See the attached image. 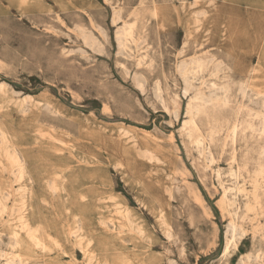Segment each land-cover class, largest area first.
I'll list each match as a JSON object with an SVG mask.
<instances>
[{
  "label": "rangeland",
  "instance_id": "374dc122",
  "mask_svg": "<svg viewBox=\"0 0 264 264\" xmlns=\"http://www.w3.org/2000/svg\"><path fill=\"white\" fill-rule=\"evenodd\" d=\"M154 1L162 25L152 0H0L1 264H264V97L238 88L255 67L264 87V0ZM203 4L210 18L189 19V39ZM134 20L138 40L120 48ZM212 86L221 105L196 99L209 107L189 115Z\"/></svg>",
  "mask_w": 264,
  "mask_h": 264
},
{
  "label": "bare ground",
  "instance_id": "6f19581e",
  "mask_svg": "<svg viewBox=\"0 0 264 264\" xmlns=\"http://www.w3.org/2000/svg\"><path fill=\"white\" fill-rule=\"evenodd\" d=\"M139 2H140V0H139ZM152 3H153V5H152V7H151V9H152V15L154 16V17H156V23H158L159 24V20H158V14H159V7L156 5V2L154 1V0H152ZM214 3V2H213ZM141 4H143V3H141ZM136 8V7H135ZM116 10V11H115ZM121 10V9H120ZM133 10H136V9H134L133 8ZM179 10H181V9H177V8H175V11H179ZM121 12V11H120ZM119 11H117V9H114L113 10V22H117L118 20L120 21V19H121V15L119 14L120 13ZM132 12V11H131ZM135 12V11H134ZM182 12V11H181ZM133 13V12H132ZM131 13V15H133ZM137 13V12H136ZM208 14H210V13H208V10H207V4H203V5H200L199 6V8L197 9V10H193L192 12H190V16L188 17V19H187V23H186V34H187V38H189V39H191V29L189 28V26H188V22H189V19L192 21V23L193 24H195V25H197V28L198 27H200V26H202V25H204L205 24V22H207L208 20H209V18H210V15H208ZM135 19V18H134ZM138 20V19H137ZM124 21V20H123ZM122 21V22H123ZM135 21L136 20H134L133 21V23H131V24H128L127 22H123L118 28H117V30H116V33H115V38H116V41H117V45L120 47V48H123L124 49V47L126 46L127 47V41L128 40H130V41H132L133 43L134 42H137V40H138V37L136 38V36H135V34H133V32H134V24H135ZM162 23V22H161ZM159 24V25H162V24ZM225 25V24H224ZM139 34V33H138ZM224 34V33H223ZM137 36H139V35H137ZM83 37L86 39V38H88V36L86 35V34H83ZM145 39V40H144ZM143 40H144V42L146 41V38H144ZM141 40V39H140ZM143 42V41H142ZM186 42L187 41H185L184 43L186 44ZM140 43V42H139ZM137 44V43H136ZM188 44V43H187ZM186 44V45H187ZM185 45V46H186ZM118 47V48H119ZM214 58V57H213ZM212 59V58H211ZM216 59V58H215ZM215 61V60H214ZM220 61V60H219ZM215 64H217L216 63V61L214 62ZM213 63V64H214ZM219 63V62H218ZM222 63V62H221ZM223 64V63H222ZM218 65V64H217ZM225 65V64H224ZM223 65V66H224ZM197 66L199 67V63H197ZM219 66V65H218ZM179 67H180V69L182 70V73H184L183 71H188L187 72V74H188V76H189V72H190V70H188L187 68V65H186V63H180L179 64ZM215 67H216V65H215ZM220 67V66H219ZM218 68V67H217ZM216 68V69H217ZM229 68V67H228ZM190 69H192V68H190ZM236 70H237V68H235ZM180 70V71H181ZM221 70H222V68H221ZM228 70V69H227ZM227 70H226V72H227ZM254 70H255V72H254ZM192 71L194 72V70L192 69ZM191 71V72H192ZM232 71H234L233 69H232ZM259 71V68H256L255 67V69H251V70H248V69H245V70H242L241 69V71H240V73H242V74H244V76H245V74H246V78H245V83L244 84H242L240 87L238 86V88H240L241 90H242V93L243 94H247L248 92L249 93H251V94H253V95H256V96H260V97H264V87H259L257 84H256V81H257V79L259 78V76L258 75H256L255 76V73H257ZM193 72L191 73V74H193ZM212 72H213V70H212ZM223 72V73H222ZM221 73L222 74H224L225 72L224 71H222ZM231 72V71H230ZM249 72V73H248ZM214 73V72H213ZM216 75L217 74H219L218 73V70L216 71V73H215ZM214 74V75H215ZM185 75V74H184ZM183 75V76H184ZM241 75V74H240ZM187 76V75H186ZM188 78H190V77H188ZM225 78V77H224ZM264 78V77H263ZM187 79V78H186ZM231 79V78H230ZM184 80H185V78H184ZM224 80H227V78L226 79H224ZM228 81V80H227ZM239 81V80H238ZM231 82V81H230ZM234 82V81H233ZM240 82V81H239ZM226 84H227V82H225ZM225 83H223L224 85H225ZM243 83V82H242ZM188 85H190V83H187ZM212 84V83H211ZM215 84H217V83H215ZM214 84V85H215ZM241 84V83H240ZM213 85V86H214ZM234 85H236V83L235 84H233V86ZM212 86V89H214V90H209L210 92H209V95L208 96H203V95H201L200 97H199V95L196 97V96H193L192 98H190V101H188L187 102V104H188V106H187V112H188V114H189V112L191 113V109H192V111L195 109V111H198L199 110V107L200 106H203V104L205 103V102H211L210 104V106H212V103H213V105H218L219 103H221V101H222V104L225 106L226 104H225V100H226V102H227V99H226V97H227V93H230L228 90H229V88L228 87H230V86H225L226 88H224L223 86L222 87H219L218 88V90L220 89H222L221 91H223V92H221L222 93V100H220V101H217L218 99H217V97H215V98H212V95H214L215 94V88ZM220 86V85H219ZM189 87V86H188ZM216 87V86H215ZM240 89H238V91L240 90ZM198 90V89H197ZM217 90V91H218ZM187 92V90H184V93H186ZM199 93H201V92H199ZM205 93V92H204ZM220 93V92H219ZM240 93V92H239ZM194 94H196V93H194ZM224 96V97H223ZM243 95H241V97H242ZM245 96V95H244ZM247 97H248V95H247ZM259 97V98H260ZM219 98V97H218ZM243 98V97H242ZM253 98H255V96L253 97ZM257 98V97H256ZM196 99L197 100H201V101H204V103L203 102H198V101H196ZM213 99H216L215 101L213 100ZM220 99V98H219ZM249 100H251V99H249ZM214 101V102H213ZM262 102H263V100H262ZM255 103V102H254ZM206 105V104H205ZM204 105V109L208 106L209 107V105H206L205 106ZM221 104H219V106H220ZM263 105H264V103H263ZM178 106V104L176 103V102H174V107H177ZM224 106H221V107H223L225 110H226V108L227 107H224ZM227 106V105H226ZM215 106H212V108H214ZM220 107V109H223V108H221ZM264 107V106H263ZM201 109V108H200ZM203 109V108H202ZM203 109V110H204ZM217 109H219L218 107H217ZM220 109H219V111L218 110H214V111H216V112H219L218 114H220ZM203 110H200L201 111V114L203 113ZM206 110H208V109H206ZM235 110V109H234ZM237 110V109H236ZM248 110H250V109H248ZM200 111H198V112H200ZM212 111H213V109H212ZM233 111V110H232ZM246 111H247V109H246ZM187 112L185 111V113L187 114ZM198 112L196 113V114H198ZM206 112V111H205ZM223 112H224V110H223ZM222 111H221V113H223ZM226 112V111H225ZM234 112V111H233ZM249 112V114H250V112L251 111H248ZM193 113V112H192ZM191 113V115L193 116V114ZM207 114H209V116L211 117V115L210 114H213V113H208V112H206ZM237 113V112H236ZM238 113H239V111H238ZM238 113H237V115H235L236 116V118H237V116H238ZM254 113V112H253ZM252 112H251V114H253ZM256 113V112H255ZM263 114H264V112H262ZM261 113V115H263ZM201 114H199V115H201ZM205 113H203V115H204ZM215 115H214V117L213 118H215L216 120H217V118H216V113H214ZM230 114V113H229ZM235 114V113H234ZM257 114H259L260 115V113H258L257 112ZM257 114H255V115H257ZM190 115V114H189ZM223 115H225V113H223ZM254 115V116H255ZM260 115V116H261ZM198 116V115H197ZM196 116V118H198ZM213 116V115H212ZM260 116H258L259 118H260ZM195 117V116H194ZM205 117V116H204ZM203 116H202V118H204ZM207 117H208V115H207ZM224 116H222L221 118H220V120H222V121H224L225 120V118H224V120L222 119ZM256 117V116H255ZM264 117V116H263ZM262 117V118H263ZM191 118V117H190ZM212 118V117H211ZM235 118V117H234ZM192 119H194V118H192ZM191 119V122H193V120ZM201 119V118H200ZM210 119V118H209ZM209 119H208V123H209ZM214 119V120H215ZM246 119H248V118H246ZM261 119V118H260ZM187 120V119H186ZM186 120L185 121H183V123H185L186 122ZM189 120V119H188ZM187 120V122L186 123H188L189 121ZM195 120V119H194ZM199 120V119H198ZM204 120V119H203ZM227 120V119H226ZM226 120L224 121V122H226ZM237 120V119H236ZM251 120V122H252V120L253 119H250ZM262 120H264V119H261V121ZM196 121V120H195ZM229 121V120H228ZM233 121V120H232ZM239 121H241V124H243V122L242 121H244V120H240L239 119ZM249 121V119L246 121V122H248ZM257 121H258V119H257ZM260 120H259V122H261ZM214 122H216V121H214ZM218 122V121H217ZM220 122V121H219ZM223 122V123H224ZM234 122V125H235V122L236 121H233ZM245 122V121H244ZM250 122V121H249ZM251 122H250V127L252 126V128L251 129H253V127H256L257 129H258V127L257 126H253L254 125V123H253V125H251ZM254 122V121H253ZM264 122V121H263ZM183 123H182V125H183ZM195 123V122H194ZM194 123H192V124H194ZM201 123H202V121H201ZM201 123H200V125H201ZM206 123H207V121H206ZM222 123V124H223ZM229 123H230V121H229ZM188 124H190V123H188ZM210 124H211V121H210ZM215 124V123H214ZM245 124H248L249 125V123H245ZM264 124V123H263ZM184 125H187V124H184ZM208 125V124H207ZM220 125V124H219ZM225 125V124H224ZM223 125V126H224ZM226 125H228L229 126V124H226ZM236 125H238V124H236ZM235 125V126H236ZM211 126V128H212V125H210ZM216 126V125H215ZM214 126V127H215ZM228 126H226V130L228 129L227 127ZM240 125H238V127H239ZM242 126V125H241ZM244 126V125H243ZM247 126V125H246ZM259 127L261 126V128H262V122H261V124H259L258 125ZM183 127V126H182ZM187 127H188V125H187ZM191 127V126H190ZM209 127V126H208ZM207 127V129L209 130V128ZM212 128V130H214V129H216V128ZM218 127V126H217ZM219 127H221V125L219 126ZM245 127V126H244ZM242 128L241 127V129H245V128ZM249 127V126H248ZM247 127V128H248ZM249 127V128H250ZM194 128V129H193ZM193 128H191V131L193 130H198V128H196V126L195 125H193ZM202 128V127H201ZM223 128V127H222ZM233 130H234V128L233 127H231ZM230 128V129H231ZM235 128H237V127H235ZM247 128H246V130H247ZM219 129V128H218ZM221 129V128H220ZM255 129V128H254ZM253 129V130H254ZM257 129H256V133L255 134H257V133H261V132H257ZM264 129V128H263ZM182 130H183V128H182ZM184 130H185V128H184ZM187 131L188 130H190V128L188 129H186ZM207 130V131H208ZM225 130V129H224ZM239 130V129H238ZM249 130V129H248ZM247 130V131H248ZM262 130V129H261ZM191 131H190V134H191ZM215 131V130H214ZM235 131V130H234ZM250 131V130H249ZM260 131V130H259ZM189 132V131H188ZM188 132H186L187 133V135L189 134ZM199 131H197V133H198ZM211 131L209 130V133H210ZM213 132V131H212ZM216 132V131H215ZM218 132H219V130H218ZM237 131H235V133H236ZM243 132H245V131H243ZM242 132V133H243ZM263 132V131H262ZM206 133V132H205ZM214 133V132H213ZM212 133V134H213ZM221 133H222V131H221ZM221 133H218V134H220L221 135ZM232 132L230 131V134H231ZM234 133V134H235ZM239 133V132H238ZM241 133V132H240ZM241 133V134H242ZM264 133V132H263ZM201 134V133H200ZM211 134V135H212ZM227 134H228V132H227ZM227 134H225V135H227ZM233 134V135H234ZM240 134V135H241ZM262 134V133H261ZM197 135V134H196ZM207 135V134H206ZM205 135V136H206ZM214 135H216V136H219V135H217V134H214ZM232 135V136H233ZM243 135V134H242ZM251 135V134H250ZM202 136V135H201ZM236 136V135H235ZM239 136V135H238ZM237 136V137H238ZM252 136V135H251ZM250 136V137H251ZM260 136V135H259ZM259 136H258V139H259ZM261 136H263V134L261 135ZM189 137H191V135L189 136ZM211 137V136H210ZM225 137V136H224ZM242 137V136H241ZM243 137H244V135H243ZM242 137V138H243ZM198 138V137H197ZM219 138V137H218ZM240 138V137H239ZM253 138V137H252ZM261 138V137H260ZM189 139V138H188ZM200 139H201V137H200ZM214 139V138H213ZM212 138H210V140H213ZM232 139V138H231ZM234 139V138H233ZM245 139V138H244ZM243 139V140H244ZM209 140V141H210ZM260 140V139H259ZM196 141H199V139L198 140H196ZM214 141V140H213ZM212 141V142H213ZM258 141V140H257ZM194 142V141H193ZM200 142V141H199ZM199 142L197 143V146H199L200 144H199ZM202 142V141H201ZM215 142V141H214ZM199 144V145H198ZM262 146V145H261ZM3 147V146H2ZM263 147V146H262ZM3 149V148H2ZM262 149V148H261ZM263 150V149H262ZM262 150H261V152H262ZM260 151V150H259ZM258 151V152H259ZM264 151V150H263ZM264 153V152H263ZM263 153H261V154H263ZM4 154H6V153H4ZM7 155H9V157L12 159L11 161H13L14 162V164L17 166V168H18V170H19V176L21 177L25 172H26V169H25V165H24V163H23V161H22V159H20L15 153H12L11 151H9V150H7ZM9 158V159H10ZM260 158H262V156L260 157ZM257 159H259V158H257ZM262 160V159H261ZM258 162H260V160H257ZM12 163V162H11ZM259 166V165H258ZM13 167V166H12ZM261 167V166H260ZM260 167L258 168V169H260ZM262 169V168H261ZM264 169V168H263ZM14 170V169H13ZM8 171V170H7ZM262 171H264V170H262ZM11 172H13V171H11ZM10 172V173H11ZM7 173V172H6ZM9 173V172H8ZM9 173V174H10ZM8 174V175H9ZM18 174V173H17ZM13 176V175H12ZM17 176V175H16ZM14 177V176H13ZM261 178V177H260ZM14 180V179H13ZM15 180H16V178H15ZM257 180H258V178H257ZM260 181V180H259ZM262 181V180H261ZM14 182V181H13ZM253 182H254V180H253ZM252 182V183H253ZM258 182V181H257ZM264 183V182H263ZM12 185V184H11ZM10 185V186H11ZM259 185H261L260 184V182H259ZM12 187V186H11ZM256 187V186H255ZM12 189V188H11ZM259 189V188H258ZM257 188H256V190H258ZM260 189H261V187H260ZM264 189V188H263ZM262 189V190H263ZM261 190V191H262ZM264 191V190H263ZM255 192V191H254ZM259 192H260V190H259ZM263 194H264V192H262ZM254 194V193H253ZM257 194V193H256ZM225 195V194H224ZM223 195V196H224ZM222 196V197H223ZM251 197V196H250ZM258 196H256V198H257ZM224 198H226V197H224ZM251 199H252V197H251ZM257 199H259V198H257ZM221 200H223V199H221ZM249 200V199H248ZM24 201V200H23ZM228 201V200H227ZM251 201V200H250ZM252 201H254V200H252ZM257 201H261V200H257ZM249 202V201H248ZM223 204H224V206L225 205H227V204H231V203H229V201H228V203L227 204H225L224 202H222ZM252 203V202H251ZM250 203V204H251ZM255 204H258V202H256ZM222 205V204H221ZM220 205V206H221ZM223 206V205H222ZM221 206V207H222ZM228 206L229 205H227V208H228ZM244 206H246V204L244 205ZM247 206H248V204H247ZM220 207V208H221ZM252 207V206H251ZM256 207V206H255ZM263 207V206H262ZM229 209V208H228ZM222 210V209H221ZM225 210H227V209H225ZM254 210V209H253ZM255 212V211H254ZM253 212V213H254ZM258 212H260V210L258 211ZM257 212V213H258ZM261 213H263L262 211H261ZM260 213V214H261ZM264 214V213H263ZM256 216H258V215H256ZM264 216V215H263ZM252 218H254V217H252ZM16 219H19V218H16ZM257 219V218H256ZM259 219V218H258ZM254 220H255V218H254ZM20 221H21V224H23V225H26L27 226V224H25V221L23 220V218L21 219L20 218ZM232 221V220H231ZM230 221V223H228L229 225H228V227H227V229H229L231 232H233V233H236L235 231H237L238 232V230H237V226L233 223V222H231ZM13 223V222H12ZM18 225V224H17ZM20 225V224H19ZM22 226V225H21ZM27 229V238H28V240H29V242L30 243H32V244H37L39 241L36 239V237L35 236H37L36 235V232H35V230L33 229V228H26ZM240 230V229H239ZM242 230V229H241ZM16 233V232H15ZM227 234V233H226ZM230 234V233H229ZM242 234V233H241ZM233 235V234H232ZM13 238H14V242L15 243H17V241H18V236H13ZM231 238H233V236H227L226 237V244H225V247H224V250H226L227 248H228V245H230L229 244V242H230V240H231ZM235 238V237H234ZM233 238V239H234ZM234 241V240H233ZM232 242V241H231ZM233 246V245H232ZM235 246V245H234ZM223 254V253H222ZM2 255L0 254V257H1ZM33 259H31V257L30 256H22V253H14V254H12V255H6L5 256V260H4V262L2 263V264H26V263H29L30 261H32ZM0 264H1V261H0Z\"/></svg>",
  "mask_w": 264,
  "mask_h": 264
}]
</instances>
